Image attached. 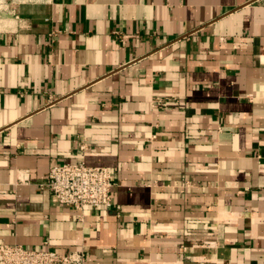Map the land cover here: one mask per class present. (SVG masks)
I'll return each mask as SVG.
<instances>
[{"label":"crops","instance_id":"crops-1","mask_svg":"<svg viewBox=\"0 0 264 264\" xmlns=\"http://www.w3.org/2000/svg\"><path fill=\"white\" fill-rule=\"evenodd\" d=\"M82 162L114 209L53 204ZM1 242L264 264V0H0Z\"/></svg>","mask_w":264,"mask_h":264},{"label":"built area","instance_id":"built-area-1","mask_svg":"<svg viewBox=\"0 0 264 264\" xmlns=\"http://www.w3.org/2000/svg\"><path fill=\"white\" fill-rule=\"evenodd\" d=\"M163 105L162 100L155 102ZM86 147L81 148L82 152ZM116 178L106 167L63 163L53 166L46 178L44 186L51 193L56 206L72 207L82 213L85 209H114L112 191ZM85 253L76 252L62 255L56 250L45 248L31 250L21 245L0 243V264H86Z\"/></svg>","mask_w":264,"mask_h":264}]
</instances>
